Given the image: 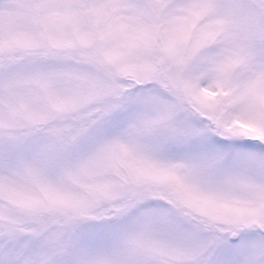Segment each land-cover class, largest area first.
<instances>
[{
  "label": "snow or ice",
  "instance_id": "1",
  "mask_svg": "<svg viewBox=\"0 0 264 264\" xmlns=\"http://www.w3.org/2000/svg\"><path fill=\"white\" fill-rule=\"evenodd\" d=\"M0 264H264V0H0Z\"/></svg>",
  "mask_w": 264,
  "mask_h": 264
}]
</instances>
